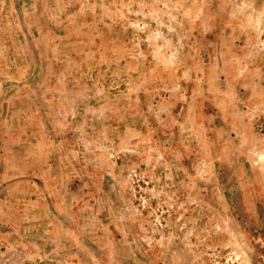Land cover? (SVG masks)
Wrapping results in <instances>:
<instances>
[{
  "label": "rangeland",
  "instance_id": "374dc122",
  "mask_svg": "<svg viewBox=\"0 0 264 264\" xmlns=\"http://www.w3.org/2000/svg\"><path fill=\"white\" fill-rule=\"evenodd\" d=\"M0 264H264V0H0Z\"/></svg>",
  "mask_w": 264,
  "mask_h": 264
}]
</instances>
